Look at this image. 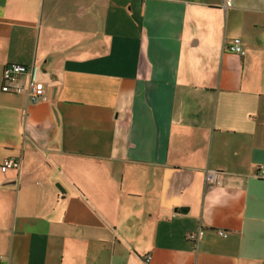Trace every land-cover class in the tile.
<instances>
[{
  "label": "crops",
  "instance_id": "0c3cea01",
  "mask_svg": "<svg viewBox=\"0 0 264 264\" xmlns=\"http://www.w3.org/2000/svg\"><path fill=\"white\" fill-rule=\"evenodd\" d=\"M222 2L0 0V264H264V0Z\"/></svg>",
  "mask_w": 264,
  "mask_h": 264
},
{
  "label": "built area",
  "instance_id": "2783aa9c",
  "mask_svg": "<svg viewBox=\"0 0 264 264\" xmlns=\"http://www.w3.org/2000/svg\"><path fill=\"white\" fill-rule=\"evenodd\" d=\"M232 4V0H223L222 7L228 9ZM227 51L233 54L245 55L246 51L242 46V41L240 39H233L227 42L226 45ZM28 67L21 65H7L3 71V84L2 92L8 94L16 95H27L31 103H36L39 101H47V91L43 83L38 82L31 78L25 85H18V81L22 78V75L28 72ZM33 75V74H32ZM19 166V163L15 159H6L3 162V167L6 169H14ZM260 172H264V166L261 167ZM218 174L215 171H208L206 176V186L211 189L218 182ZM219 234L223 237H227V234L223 231H220ZM197 236L191 234L188 236L190 240H196ZM145 262H151V256L145 258ZM1 263V260H0Z\"/></svg>",
  "mask_w": 264,
  "mask_h": 264
}]
</instances>
